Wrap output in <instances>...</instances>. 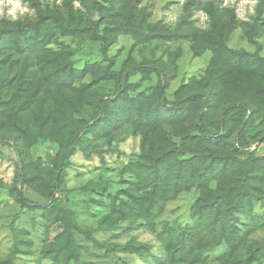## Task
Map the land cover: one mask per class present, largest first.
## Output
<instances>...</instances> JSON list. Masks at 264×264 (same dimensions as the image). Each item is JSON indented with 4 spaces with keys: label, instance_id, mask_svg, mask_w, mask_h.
Returning a JSON list of instances; mask_svg holds the SVG:
<instances>
[{
    "label": "trees",
    "instance_id": "1",
    "mask_svg": "<svg viewBox=\"0 0 264 264\" xmlns=\"http://www.w3.org/2000/svg\"><path fill=\"white\" fill-rule=\"evenodd\" d=\"M24 1L35 10L34 19H0V146L16 153L12 191L21 209L42 211L48 222L46 230L59 229L53 240L48 237L42 257L57 264L80 262L83 248L76 235H81L106 253L124 249L137 260L150 257L152 264H204L205 254L224 244L228 250L219 264H261L264 239L252 240L251 235L264 228V216L256 211L257 202L263 199L264 183L263 176H256L257 150L248 149L255 143L262 145L264 135L252 141L248 135L264 114L260 42L264 0H258L256 15L244 28L249 41L257 46L256 52L229 47L236 26L235 10L226 8L223 15L215 0L198 3L209 18L206 30L194 24V0H188L173 30L161 23L149 24L147 9H139L141 0H79L87 7L85 13L72 4L62 10L44 7L40 0ZM120 36H133L142 42L191 41L195 56L211 50L213 58L199 86L192 90L183 86L179 97L170 101L169 73L156 64L134 65L124 72L114 69L116 62L110 50ZM87 41L99 44L104 65L98 69L106 79L115 80L116 87L112 94L92 97L88 104L91 116L84 118L75 116L79 110L71 113L75 101L70 91L89 69H75L71 59L76 48ZM74 42L76 47L70 45ZM135 74L157 76L152 104L145 103L146 98L141 101L130 96ZM253 84L261 86L263 92L253 94ZM224 95L228 99L221 104L219 98ZM175 120L192 121L193 127L181 130L186 135L180 145L171 136L154 132L160 124L172 125ZM125 125L143 134L139 158L122 170V176H131L129 186L114 195L104 184L88 189L110 200L109 213L100 227L113 230L125 223L126 230L151 234L159 248L156 256L148 243L131 240L117 248L97 241L96 230L82 225L68 201L60 197L66 168L79 148L90 156L87 143L106 138ZM50 137L60 144L53 162L44 165L29 161L26 148ZM227 146L230 150L222 151ZM235 173V179L232 176L223 184L209 183L212 176L223 178ZM254 182H262L263 187ZM31 185L39 188L45 202L26 198L24 189ZM192 191L198 197L191 209V224L159 222L168 203ZM101 200L102 206L105 203ZM19 217L16 215L11 223L14 242L0 264H16L23 248L31 244L17 228Z\"/></svg>",
    "mask_w": 264,
    "mask_h": 264
},
{
    "label": "rangeland",
    "instance_id": "2",
    "mask_svg": "<svg viewBox=\"0 0 264 264\" xmlns=\"http://www.w3.org/2000/svg\"><path fill=\"white\" fill-rule=\"evenodd\" d=\"M40 1L44 7L50 6L65 10L67 5L72 4L75 9L80 8L84 13L87 12V7L79 0ZM88 1L91 3L92 0ZM206 1L211 0H194L195 4H192L194 24L201 30L208 29L209 18L199 8L198 3ZM215 1L219 7V12L223 15L226 8L235 10L236 26L230 34L229 47L235 50L256 52L258 48L249 41L244 28L245 23L251 22L256 15L258 0ZM187 2L188 0H141L139 9H147L149 24L161 23L173 30L184 15ZM35 17V10L24 0H0V19L5 18L16 21L19 19L31 20ZM260 42L262 45L261 54L264 55V31ZM70 45L76 47L77 43L74 42ZM110 54L116 62L114 69L123 72L134 65L151 64H156L166 70L169 73L167 93L170 101H174L179 97L183 91L181 90L183 86H188V90L196 88V85L199 86V81L213 58L211 50H205L200 56H195L191 41L177 43L142 42V40L133 36L118 37L110 50ZM71 60L75 69H89L83 80L77 81L74 89L70 91L75 101L71 113L79 110V113H75V116L89 118L91 116V106L88 104L92 103V97L100 94H112L116 87V81L106 79L100 74L98 66L104 65V63L99 52L98 43L83 42L76 48L75 55ZM131 82L133 87L129 92L130 96L141 101L146 98L145 103L152 104L154 89L157 86V76L155 74L150 76L135 74L131 78ZM251 91L256 96L260 91L263 92L261 86L255 84L252 85ZM229 93L227 90L226 95ZM226 95L219 98V100L226 102L228 99ZM191 120H175L172 125L163 123L159 125V129H154V132L156 135H160L158 131L163 132L171 136L173 142L180 145L182 138L186 135L185 133L181 134V130L190 129V126H192ZM250 130L248 138L251 141L264 135V114L262 118L258 117L256 125ZM192 132L196 134L193 129ZM56 140H59V138H56ZM142 141L143 134L134 133L130 125H125L121 130L106 138L92 139L91 142L87 143L89 144V150H91L90 156H86L79 148L78 152L70 159L60 197L68 201L70 209L76 213L82 225L96 230L94 236L97 241L115 245L117 248H122L131 240L148 243L152 246L150 252L153 256H156L159 255L157 254L159 248L155 237L151 234L141 230H126L125 223L120 224L118 228L113 230L100 227L109 213L110 200L107 198L103 200L88 189L89 186L95 184H104L109 187V192L114 195L123 188H127L131 176H122V170L128 163L139 158ZM201 149L199 148V150ZM255 149L258 156L256 176H263L262 182L264 183V143L262 145L255 143L248 150L254 151ZM59 150V141H55L51 137L45 140L39 139L33 147L26 148V157L31 162L41 161L44 165H48L53 162L52 158L58 154ZM228 150H230V146L222 147V151L227 152ZM0 152H2L0 156V259H5L9 255L14 242L10 226L14 217L19 215L17 228L24 231L27 240L31 244L23 248L22 253L17 256L16 264H57L50 259L43 258L41 252L44 245L50 241L49 238L53 240L59 229L53 227L50 231L46 230L48 222L42 211L21 209L12 191L17 170L18 159L16 153L7 146H0ZM203 163L207 164L206 162ZM237 175L238 173L230 174L223 178L212 176L209 183L217 186L220 183H225L232 176L235 179ZM218 179L224 180L220 182ZM262 182H254V185L261 187ZM18 188H20V184ZM86 188L88 191L85 190ZM38 189L34 185L27 186L24 189L26 198L37 203L45 202ZM261 196L263 199L257 202L256 211L259 215L264 216V192L261 193ZM197 197L198 193L195 191L181 194L175 201L167 204L159 222L181 225L191 224V209ZM101 199L105 203L102 206L99 203ZM76 236L77 241L83 248V254L80 262L71 261L69 264H152L150 257L137 260L136 255L126 253L124 249L106 253L101 249L99 250L97 245H94L83 236ZM251 239H264V228L258 229L252 234ZM227 250L228 246L224 244L208 251L205 254L207 261L204 264H219L220 259ZM261 264H264V261Z\"/></svg>",
    "mask_w": 264,
    "mask_h": 264
}]
</instances>
